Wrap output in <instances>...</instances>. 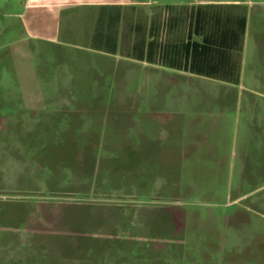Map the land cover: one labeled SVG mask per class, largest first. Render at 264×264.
Here are the masks:
<instances>
[{
	"label": "rangeland",
	"instance_id": "obj_1",
	"mask_svg": "<svg viewBox=\"0 0 264 264\" xmlns=\"http://www.w3.org/2000/svg\"><path fill=\"white\" fill-rule=\"evenodd\" d=\"M80 1L0 0V264H264V0H95L115 12L110 34L128 5L241 3L239 85L51 43L53 17ZM117 66L133 68L131 115L150 128L130 147L110 132L127 107L83 105L113 96L97 75L111 83ZM146 96L191 102L175 140L145 116Z\"/></svg>",
	"mask_w": 264,
	"mask_h": 264
},
{
	"label": "crops",
	"instance_id": "obj_2",
	"mask_svg": "<svg viewBox=\"0 0 264 264\" xmlns=\"http://www.w3.org/2000/svg\"><path fill=\"white\" fill-rule=\"evenodd\" d=\"M100 3L102 2L95 0L80 1L73 6L65 7L64 10L56 15V18L53 17L52 31L50 35L47 36V39H49L51 43L70 46L80 51L93 52L103 57L112 55L120 59L121 62H128L129 64L126 68L128 66H133L132 64L136 62H141L143 71H145L146 74H150L151 71L156 73L159 72L166 77L165 80L178 78L179 81L185 82L205 80L220 85L227 84L185 72L182 68V47L187 40L190 24L191 32L193 33L191 40L201 41L202 36L206 34H217L225 25L228 26V22L225 24L226 20L229 21L231 19L233 23L237 22V19L243 15L241 12V3H207L198 6L183 5L179 6V8L176 6H164L163 9L151 7V4L148 3L149 5L146 6V10H144L143 6L128 5L123 8L121 14V18L125 21L122 31L118 32L116 30L120 35L107 32L106 17L111 16L113 9H111L108 4L102 3L98 5ZM200 12L206 15L205 24L201 30L198 31V34H194L193 25L195 16ZM243 16L245 17V15ZM246 32L247 19L244 39ZM118 45L121 51L124 49L123 53L120 51L116 52L117 50H115V48H117ZM120 61L118 60V62ZM242 62L241 56L240 78ZM126 68L118 72L117 66L115 70L116 73L118 72V75H113L114 77L111 83H107V79L104 75H97V83H99L100 90L108 87L116 92L111 98H108L105 103V98L101 95L100 97L96 96L91 98V102H84L83 105H93L95 107H104L105 105L109 107H127L126 111H121L122 116L120 118L116 117L112 120L113 126L110 132H112V137H115V135H117L116 133L122 132L124 135L123 138L130 144L128 145V143H126L127 147H130L132 144L129 141L131 139L128 137H132L131 132H134L136 134L135 136H142L146 139V132H148L150 128H147L146 132L140 130L137 122L131 115L135 113L134 105L138 101H135L137 99L133 92V89H135L132 83L133 70L131 69L133 68L129 70ZM161 85V83H152V81H148V79L143 82V88L147 90L149 88H160ZM164 85L165 84H163V87ZM143 98V103L149 106L148 110L144 113L147 118L155 122L158 120V117L155 116H162L165 123L169 125L170 129L168 131H170V135L174 140L182 134L179 129L180 125L177 122L178 120L174 119V116L181 115V111L185 109V106L190 105V101L177 98L168 101L166 98H163V100L161 98L158 103L148 98V96ZM138 103L140 104V102ZM163 106H166L168 110H164ZM204 111L208 114L211 113L206 108ZM195 119L194 123L200 120V115L196 113ZM87 130L91 133H96L93 130ZM88 131L85 130L86 133H88ZM116 147H119L116 143L111 145V148ZM180 152H182L181 148ZM170 155H172V152H170Z\"/></svg>",
	"mask_w": 264,
	"mask_h": 264
},
{
	"label": "trees",
	"instance_id": "obj_3",
	"mask_svg": "<svg viewBox=\"0 0 264 264\" xmlns=\"http://www.w3.org/2000/svg\"><path fill=\"white\" fill-rule=\"evenodd\" d=\"M203 12V11H202ZM197 13L194 34L204 26L206 15ZM225 27L217 34H206L201 41H192L191 24L187 40L182 47L183 70L192 75L238 85L240 80L241 54L246 19L243 15L233 23L226 20Z\"/></svg>",
	"mask_w": 264,
	"mask_h": 264
}]
</instances>
